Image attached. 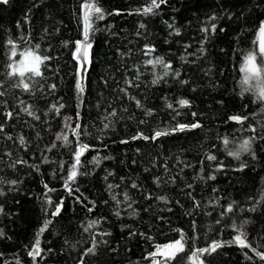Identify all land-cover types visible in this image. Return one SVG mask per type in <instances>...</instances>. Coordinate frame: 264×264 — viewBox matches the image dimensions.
<instances>
[{"label":"trees","instance_id":"trees-1","mask_svg":"<svg viewBox=\"0 0 264 264\" xmlns=\"http://www.w3.org/2000/svg\"><path fill=\"white\" fill-rule=\"evenodd\" d=\"M82 2L9 0L0 4V91L7 93L0 102L7 100L11 110L19 113L5 125L7 134L16 142L0 134V178L19 181L12 190L8 184H0L5 193L0 195V229L5 233L0 238V264H15L17 256L22 264H33L25 246H31L48 219L52 222L41 236L44 258H37L39 264H79L81 257H97L101 253L106 255V264H150L145 257L156 244L178 239L176 229L189 239L185 251L171 264H188L187 257L195 248L208 247L212 241H231L237 234L231 228L233 221L237 226L247 221L241 231L253 247L264 244V139L254 140L251 153H242L238 160L227 155L222 143L227 136L231 141L228 150L235 151L245 138L264 136V105L253 103L250 93L241 96L239 83L243 55L258 50L253 41L264 20V0H167L155 15L147 16L128 13H135L150 0H96L105 19L93 24L96 30L90 33V62L85 67L72 58L74 44L63 46L64 41L82 39ZM117 11L121 14L115 15ZM212 16L216 17L211 21L217 25L216 32H202L206 26L210 29L208 18ZM166 22L180 29V35H170L172 30ZM141 23L145 25L143 29L139 28ZM22 36L53 57L40 83L55 84L54 91L36 86L32 93H24L12 87L14 79L4 75L9 55L6 42L15 39L22 49L28 46L20 39ZM145 44L155 48L153 57L161 56L171 62L180 71V79L188 84L169 76L153 85L154 73L162 75L163 69L145 66L144 61L150 58L142 54ZM185 45L189 47L186 49ZM78 70L83 74L81 97L75 87ZM126 79L138 85L128 92L141 101L143 109L118 91L126 87ZM181 98L189 100L190 107L179 109L181 114L175 116L166 104L176 105ZM21 100L33 105L39 121L20 111ZM61 103L64 107L59 115L48 111L52 104ZM113 108L118 115L113 118L112 127L101 132L102 118ZM146 109L153 110V115L146 117ZM7 110L0 103V121L4 119L2 112ZM78 110L83 126L80 140L91 147L81 157L79 171L83 174L71 185L79 191L69 195L63 185L73 162L75 137L69 133L71 146L61 147V142H57L51 152L44 150L55 141L58 132L66 131L64 117H72L74 126ZM230 115L249 119L242 126L228 121ZM140 120L147 122L141 124ZM196 122L200 128L161 136L155 141L131 139L139 132L150 136L155 130L170 129L177 123ZM249 124L256 128L255 133L244 130ZM21 135L27 142L25 147L18 143ZM122 140L129 143H120ZM5 152L12 156L4 155ZM42 152L48 157L47 163L42 162ZM206 154L216 155L217 161L208 162ZM94 156L99 159L98 165L92 163ZM17 159L27 164L10 167ZM61 162H65L63 169ZM221 162L222 169L216 171V164ZM32 165H38L39 171ZM209 175L215 179L200 178ZM133 183L138 187L133 188ZM45 184L55 189L47 193L54 204L64 200L58 216L50 214L54 205L45 200ZM109 184L118 187L109 189ZM125 192L129 201H124ZM113 196L123 203L117 205ZM160 196L168 202L157 199ZM76 197L83 203L77 202ZM192 197L199 202L198 207H194ZM90 202L95 204L91 212ZM129 202L131 208L127 206ZM228 204L233 205V212L217 224ZM116 211L120 212L119 217ZM90 220L100 223L85 232ZM102 232L110 235H98ZM93 234L101 242L93 253L84 255L92 247ZM193 236L195 241L190 239ZM246 252L252 255L233 243L200 259L204 264H261L258 258L246 259Z\"/></svg>","mask_w":264,"mask_h":264},{"label":"snow or ice","instance_id":"snow-or-ice-1","mask_svg":"<svg viewBox=\"0 0 264 264\" xmlns=\"http://www.w3.org/2000/svg\"><path fill=\"white\" fill-rule=\"evenodd\" d=\"M9 0H0V4H7ZM167 0H150L149 3L145 4L142 8H139L135 11V13H128L129 15L137 14L142 16L147 15H155L157 13V10L161 7V5L166 4ZM80 11L82 13L81 19L83 22V32H82V39H77L74 42L70 41H64L63 46L64 47H70L72 44H74V50L72 51V58L77 62L78 65L83 66L84 63H88L89 57H88V50L91 49L92 44L90 42V33L94 32L96 29L93 28V24L96 20H104L105 19V12L104 10L96 3V0H83V2L80 5ZM113 13H109L111 15ZM115 15H120L121 13L119 11L114 13ZM216 19L215 16L208 18V23L210 24V29L208 26L201 29L202 32L208 33L209 30L212 33H215L217 30V25L215 23H211V21H214ZM167 23V22H166ZM19 27V25H18ZM145 25L141 23L139 25V28L143 29ZM167 27L172 30L170 32L171 34L180 35V29L174 28V25L171 23H167ZM220 31H224V29H220ZM139 35V32L137 33ZM24 44L28 45L27 47L20 48V45L17 43L15 39L9 38L6 42V47L8 48L9 55L7 57V64L6 68L7 71L4 74L8 79L15 80L16 82L12 85L13 88H17L20 91L24 93H32L33 89L36 86H39L41 90H44L45 87L48 88V91H54L56 89L55 84L51 85H45L41 84L40 81L44 79V69L48 68V62L53 59L52 56L44 54L40 50V45L35 44L32 45L31 41L28 39H25L23 36L20 38ZM207 39V36L205 37ZM254 45H258V50L253 49L248 51L243 55V60L240 66V72L242 73V78L239 81L241 85V96H243L244 93H250L253 97V103H259L260 105H264V20L260 21L259 27L256 30V39L253 41ZM189 47L188 45H185V48L187 49ZM200 51H203V48L200 49ZM155 52V48L151 45L145 44L144 48L142 50V54L144 56L150 57L144 61L145 66H151L153 69H156L157 67H160L163 69L162 75H158L154 73V79L152 80V84L156 85L162 81H165V78L172 76L174 79L179 80L181 84H188L187 80H181L180 79V71L173 68V65L171 62H168L164 59V57L161 56H155L153 57L152 54ZM17 56H19V59H17ZM183 60L184 57H181ZM83 74L81 71H77V79H76V92L77 96L81 97L84 93V85L82 83ZM136 79H139V73L137 74ZM126 87L118 89L119 92L123 93L126 96H129L130 100L135 101V105L138 109H143V104L140 100L136 99L133 96H130L128 89L132 87H138L137 84L134 83L131 79L125 80ZM7 93L5 91H0V97L6 96ZM2 103L5 107H8L7 111H3L2 115L4 119L0 121V134H3V138L7 140H14L12 136L8 135L6 132L5 125L7 121H10L14 118H17L19 116V113L11 110L10 106L8 105L7 100H3ZM20 105V111L26 114L28 117H31L33 120H40V117L36 114L33 105L31 104H25L24 101L19 102ZM64 107V105L61 104H52L48 111L49 112H55L57 115L60 114L61 109ZM80 107V102L77 104V109ZM166 107L168 109H171L175 116H179L181 113L179 109L190 107V101L187 99H179L176 102V105L172 103H167ZM127 108H124L123 111L127 112ZM47 114V113H46ZM144 114L146 117H150L153 115V110L146 109L144 111ZM118 113L115 108H113L110 112H106V114L102 118V128L99 129L101 132L104 130H108L113 125V118L117 117ZM192 115L195 117L197 113H192ZM254 115V114H253ZM175 116L173 118H175ZM130 119L132 117H129ZM80 112L79 110L76 113L75 116V123L73 126V118L72 117H64V125L61 132H58L55 137V141L52 142L51 146L46 147L44 151L51 152L53 149L57 147V142H61V147H68L73 144V141L69 138V133L72 137H75V149L72 151V159L73 162L70 164L68 168V173L66 178L64 179V189L69 193V195H72L74 191H79V189H73L71 185L75 182L78 175H82L79 171V168L81 167V157L84 155V153L88 150H90V145L82 143L80 140V137L82 135L83 126L79 123ZM228 121L235 122L236 124L242 125L245 121L249 119L248 116H241V115H230L228 118ZM141 124L146 123V120H140ZM201 124L199 122L191 123V124H183V123H177L170 129H164V130H155L152 135L147 136L144 135L142 132L137 133L136 135L132 136V140L137 139H143V140H151L155 141L161 136H167L175 132H183L186 130L191 129H197L200 128ZM246 131H250L255 133L256 128L252 126L251 124L248 125L247 129H244ZM83 134H87L84 132ZM39 135V134H38ZM256 139H264V136H251L248 138H245L240 144L237 150L231 151L228 150V145L231 143L229 138L227 136L222 138V143L224 145L225 150H227V155L235 158L240 159V156L242 153H251L252 148V142ZM18 143L21 147L26 146V140L24 136L18 137ZM120 143L127 144L129 143L128 140H122ZM4 155L11 157V152H5ZM42 155V162L47 163L48 157L41 153ZM254 156V154H253ZM205 159L208 162H214L217 161L216 155L213 154H206ZM65 162L60 163L61 169H63ZM92 163L98 165L99 159L97 157H93ZM203 164V161H201ZM21 164H27V161L22 159H17L13 161L9 166L12 168H15L17 165ZM191 165H185V167H190ZM33 169L35 171H39L38 165H32ZM223 167L222 162L216 164V171L221 170ZM243 167V165H242ZM203 171V168L201 169ZM201 179H211L214 180V175H209L207 177H200ZM107 179V177H105ZM175 178H173L174 181ZM159 178H156L155 182L158 183ZM8 184L9 190H12V186H15L19 183L17 180H8L5 181L3 178H0V184ZM46 192H45V200L48 205L53 206L54 210L50 213L51 216L55 217L58 216L61 213V210L63 208L64 200L63 198L60 199L59 203L53 202L50 196L47 195L48 192H53L55 189H51L48 187L47 184L44 185ZM114 187H118V185L114 186L112 184L108 185L109 189H112ZM133 188H137L138 185L133 183ZM187 187L191 188L192 185H188ZM5 193L3 190H0V195H4ZM189 196H191V193H188ZM150 198V197H149ZM86 199V198H85ZM113 200H116L117 205L123 203V201L117 200L116 196L112 197ZM157 199L160 201L167 203V198L164 196H160ZM194 207L199 206V202L195 201V198L192 197ZM264 199V197H262ZM77 202L83 203V201L80 199V197H76ZM124 201H129V196L125 192L124 193ZM259 202V201H258ZM93 204L92 208H88V211H93V208L95 207L94 202H90ZM129 208L132 207V203L129 202L127 205ZM171 211V209H168ZM252 211L255 210L253 207L251 209ZM0 212H3V208L0 207ZM233 212V205L228 204L226 207H224L220 213V219L216 221L217 224L221 223V220L227 216L229 213ZM115 215L117 217L120 216V212L116 211ZM51 220H45L43 225L39 228L35 235L34 242L31 244V246L26 245V254L27 256L32 260L33 264H39L38 259L41 260L43 257L44 249L41 248V236L48 228V225L51 224ZM100 223L99 220H90L87 224V226L84 228L85 232H88L90 229L94 228ZM247 221H244L243 224L237 226L235 221H233L231 228L234 232L237 234L233 237L231 241H212V243L208 247L204 248H195L191 251L190 255L187 257L188 264H204V260L200 259V257L204 256L205 254L211 255L213 252H216L217 249L224 247L226 245L230 246L231 244L235 243L238 245L241 249H248L252 255L249 256L246 252L245 258L248 260H252L253 257L258 258V260L261 262V264H264V251L259 250L260 248H264V244L258 245L256 247H253V245L247 241V239L244 236V232L241 231L243 228V225L246 224ZM193 232L196 231V223L193 222ZM179 233V238L175 239L173 241H170L165 244H156L155 250L148 253V255L145 257V259L150 260V264H171L173 260L176 259L177 255L179 253H182L185 251V244L186 240L189 239L186 237V234L181 229H176ZM5 233L2 229H0V238L4 237ZM100 236H106L110 235V233L102 232L99 233ZM131 235H135V233H131ZM141 235H144L141 233ZM147 239H151V237H146ZM190 239L195 241L196 237L193 236ZM101 241L97 240V234H93L92 237V247L86 249L84 255H87L89 253H93L95 247L98 243ZM106 243V241H105ZM48 251H51L49 249ZM7 264V262H6ZM15 264H22V261L20 257L15 258ZM79 264H84L83 257L80 258Z\"/></svg>","mask_w":264,"mask_h":264},{"label":"rangeland","instance_id":"rangeland-1","mask_svg":"<svg viewBox=\"0 0 264 264\" xmlns=\"http://www.w3.org/2000/svg\"><path fill=\"white\" fill-rule=\"evenodd\" d=\"M257 49H258V45H257ZM83 260H84V264H106L107 263V258H106L105 253H101L97 257H84Z\"/></svg>","mask_w":264,"mask_h":264},{"label":"water","instance_id":"water-1","mask_svg":"<svg viewBox=\"0 0 264 264\" xmlns=\"http://www.w3.org/2000/svg\"><path fill=\"white\" fill-rule=\"evenodd\" d=\"M85 66H86V63H84L82 67H85Z\"/></svg>","mask_w":264,"mask_h":264}]
</instances>
